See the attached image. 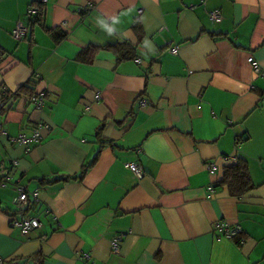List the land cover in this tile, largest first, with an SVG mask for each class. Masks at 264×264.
Returning <instances> with one entry per match:
<instances>
[{
    "label": "crops",
    "instance_id": "crops-1",
    "mask_svg": "<svg viewBox=\"0 0 264 264\" xmlns=\"http://www.w3.org/2000/svg\"><path fill=\"white\" fill-rule=\"evenodd\" d=\"M33 3L42 13L30 22ZM118 41L136 46L134 59L102 48L77 59ZM251 60L264 69V0H0V107L30 80L44 94L41 110L25 94L0 110V178L11 175L0 184L1 264H264V75ZM38 122L49 124L40 142L12 141ZM240 158L253 187L231 196L219 181ZM94 159L82 179L41 183ZM15 181L38 192L28 215L41 225L27 234L10 224L22 215L3 211L17 209ZM219 221L240 233L215 235Z\"/></svg>",
    "mask_w": 264,
    "mask_h": 264
},
{
    "label": "built area",
    "instance_id": "built-area-1",
    "mask_svg": "<svg viewBox=\"0 0 264 264\" xmlns=\"http://www.w3.org/2000/svg\"><path fill=\"white\" fill-rule=\"evenodd\" d=\"M91 2H88L87 5L84 6L85 8H89L91 6ZM138 14L142 12V9L139 8L137 10ZM36 9L34 7H30L28 9V16L35 15ZM208 17L217 23L221 21V14L217 9H211L207 12ZM64 24V22H63ZM28 25L25 24L23 21H18L15 26L12 28L11 36L15 40H21L28 34ZM171 52H176V46L171 48ZM253 72L258 75H264V69H261L253 60H251ZM44 94L43 92H39L37 96L33 97L31 102L37 109H43L44 107ZM49 124L45 122H38L36 126L32 129L29 134L25 133H18L15 137L12 138L14 143L25 146L26 150H29L31 144L38 143L42 137V130L47 129ZM6 133L3 124L0 120V136ZM223 158H227V156H223ZM12 164L15 165V160H12ZM12 165V166H13ZM127 168L132 172L136 178H141L143 176L142 170L138 164L135 162H128L126 164ZM207 170L209 172H213L215 165L213 162H208L206 165ZM10 171V170H9ZM10 173L6 172L2 176V180L0 181L1 186H7L11 183ZM13 184L14 190L16 191V195L13 198V202L16 205L17 209L24 208L28 205L30 201H38V192L37 191H30L27 186L18 183L15 181ZM10 224L12 226L18 227L22 234H27L29 231L39 227L41 225V220L39 217L33 215H25L21 218V220H17L15 218L11 219ZM241 230V226L239 223H227L224 221H219L214 224L213 232L217 236H221L224 238H233L237 233ZM123 236L122 233L116 234L111 239V251L114 254L120 253V240ZM80 258L85 259L88 258L86 253L78 255ZM2 263V259L0 258V264Z\"/></svg>",
    "mask_w": 264,
    "mask_h": 264
},
{
    "label": "trees",
    "instance_id": "trees-1",
    "mask_svg": "<svg viewBox=\"0 0 264 264\" xmlns=\"http://www.w3.org/2000/svg\"><path fill=\"white\" fill-rule=\"evenodd\" d=\"M34 4L38 5V6H35L37 14H35L34 17L30 18V22L31 21L34 22L35 19L39 18V16L42 13V6L37 4V3H33L32 6H34ZM136 32H139L138 34H140V35L142 34L139 27H136ZM52 34L56 40H59L63 37V34L61 32L60 33L54 32ZM101 48L112 51L113 54L116 56V62L117 63H120L121 61H124V60L135 58L136 46L133 45L132 43L128 42V41H118L116 43H111V44L108 43V44H103V45H98V46L92 45V44L88 45L86 48L82 49L78 53L77 59L80 61H83L85 63H90L91 61H93L96 51L98 49H101ZM146 85L147 84L145 83L144 88L147 87ZM34 86H35V81L30 80L28 82V84L21 86L16 91V93L11 94L8 92L6 95L4 94V97H3L4 105L2 107H0V110L2 108H4L5 105H7L9 103L10 99H13L14 97H16L17 95H20V94H25L27 96L26 98L28 99V101L31 102L32 98L38 95V93L37 94L34 93ZM141 95H143V93L139 94V96H141ZM34 108L37 109L35 106H34ZM41 109H37V110H41ZM132 112L133 111L129 112L128 115L132 114ZM127 119H128V117L124 118L122 120V122L124 123ZM97 136H99V134ZM102 141H104V140H102ZM100 146H102V144ZM94 161H95V159L90 161L87 164H84L80 174L77 176H71V177L67 176L68 178H65V177L50 178L49 180H41V183L50 184V183L58 182L61 180H67L69 178L82 179L87 168H89ZM1 180H2V177L0 178V181ZM219 185L227 187V190L231 196H240V195H243L248 190H250L253 187V184H252L251 179L249 177L246 161L244 159L240 158V159H238V161L236 163L229 165V166H226L224 168L223 176L219 181ZM37 203H38L37 201H30L28 203V205L24 208L14 209V210L4 208L3 211L6 214H8L9 216H16V215L25 216V214L28 215V212L34 211L36 209ZM239 233H237L235 236H237ZM9 264H12V263H9Z\"/></svg>",
    "mask_w": 264,
    "mask_h": 264
},
{
    "label": "clouds",
    "instance_id": "clouds-1",
    "mask_svg": "<svg viewBox=\"0 0 264 264\" xmlns=\"http://www.w3.org/2000/svg\"><path fill=\"white\" fill-rule=\"evenodd\" d=\"M108 31H109V32H111V31H112V29H111V28H109V29H108Z\"/></svg>",
    "mask_w": 264,
    "mask_h": 264
}]
</instances>
